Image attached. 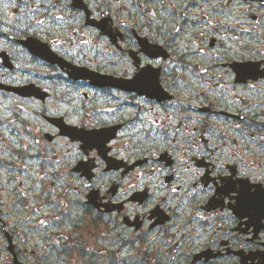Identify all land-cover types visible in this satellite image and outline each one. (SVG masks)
Returning a JSON list of instances; mask_svg holds the SVG:
<instances>
[{
  "label": "flooded vegetation",
  "instance_id": "flooded-vegetation-1",
  "mask_svg": "<svg viewBox=\"0 0 264 264\" xmlns=\"http://www.w3.org/2000/svg\"><path fill=\"white\" fill-rule=\"evenodd\" d=\"M3 51L35 203L0 201V264H264V0H0Z\"/></svg>",
  "mask_w": 264,
  "mask_h": 264
},
{
  "label": "rangeland",
  "instance_id": "rangeland-1",
  "mask_svg": "<svg viewBox=\"0 0 264 264\" xmlns=\"http://www.w3.org/2000/svg\"><path fill=\"white\" fill-rule=\"evenodd\" d=\"M18 50L15 48L14 52ZM16 60L18 62H22V61H26L29 56L27 54H21V53H16ZM0 101H2V99H0ZM4 102H7L9 104V106H11L14 102L13 100H6ZM6 154H2L0 153V160L3 159V157ZM15 167L17 169H20L21 166L19 165H15ZM25 171V170H24ZM7 172L5 170L4 167H0V201L5 203V206H3L5 208V211H16L18 213H21L23 211H27V205L33 207L34 203H35V198L34 196V190L32 188H30V185L33 182V177L26 172H14L12 173L13 176V180L11 181H7V176H6ZM18 180L23 181V184L21 186H19L18 184ZM13 186V187H12ZM13 188V190H12ZM18 192V195L21 193V195L25 196V199H21L18 200V195L15 191V189ZM25 188H27L26 193H25ZM15 196V197H14ZM14 200H18V202L16 204H14ZM26 204V205H25ZM8 219L14 221L17 218V215L12 213L11 215L7 216Z\"/></svg>",
  "mask_w": 264,
  "mask_h": 264
},
{
  "label": "water",
  "instance_id": "water-1",
  "mask_svg": "<svg viewBox=\"0 0 264 264\" xmlns=\"http://www.w3.org/2000/svg\"><path fill=\"white\" fill-rule=\"evenodd\" d=\"M29 45V44H28ZM31 52H32V50H31ZM33 53L34 54H37V55H39V56H41V57H44L45 59H47V60H49V61H51V62H58L61 66L63 65V62L64 61H62V59H59V58H51V57H48V56H46V55H44V54H39V53H37V52H35V51H33ZM2 55V54H1ZM3 63L4 64H7L8 63V60H7V56L6 55H4L3 54ZM88 72V71H87ZM91 76V78H93V79H95L93 76H92V73H89ZM82 77H85L84 75H81Z\"/></svg>",
  "mask_w": 264,
  "mask_h": 264
},
{
  "label": "snow or ice",
  "instance_id": "snow-or-ice-1",
  "mask_svg": "<svg viewBox=\"0 0 264 264\" xmlns=\"http://www.w3.org/2000/svg\"><path fill=\"white\" fill-rule=\"evenodd\" d=\"M41 223H43V222H41Z\"/></svg>",
  "mask_w": 264,
  "mask_h": 264
}]
</instances>
